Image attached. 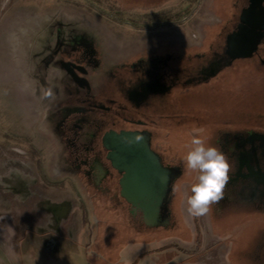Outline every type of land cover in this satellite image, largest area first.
<instances>
[{
  "label": "flooded vegetation",
  "instance_id": "af4514ba",
  "mask_svg": "<svg viewBox=\"0 0 264 264\" xmlns=\"http://www.w3.org/2000/svg\"><path fill=\"white\" fill-rule=\"evenodd\" d=\"M256 1L255 8L264 13V0ZM239 2L234 26L208 54L202 51L212 40L207 36L196 46L198 52L183 44L185 54H175L172 46L165 53L151 47L134 58L113 59L93 31L73 21L49 27L39 39L32 79L35 91L43 93V132L53 141L54 169L70 189L86 195L88 204L124 202L139 234H161L179 226L186 230L177 201L183 210L196 173L185 171L182 157L198 132L229 164L223 196L211 205L216 217L245 210L264 218V37L250 56L233 58L225 52L227 35L238 29L243 9L251 4ZM182 55L195 62L188 69H175ZM253 65L261 69L255 82L248 72ZM228 71L233 92H244L253 82L262 84L260 91L248 95L256 96L257 103L231 107L227 114L216 100L210 106L179 101L189 100L193 90L201 98L207 93L216 98ZM49 89L53 95L46 97ZM138 135L142 139L136 141ZM122 180L127 186L149 189L156 215L151 224L145 222L143 201L131 207L121 196ZM57 206L49 210L59 219L63 211ZM228 240L232 243L233 236L219 244L222 254ZM261 254L264 258V250Z\"/></svg>",
  "mask_w": 264,
  "mask_h": 264
},
{
  "label": "rangeland",
  "instance_id": "374dc122",
  "mask_svg": "<svg viewBox=\"0 0 264 264\" xmlns=\"http://www.w3.org/2000/svg\"><path fill=\"white\" fill-rule=\"evenodd\" d=\"M239 1L0 0V233L11 229L16 236L11 238L17 241L12 259L5 252L6 244L0 246V264H54L50 260L54 250L45 253L37 247L25 248L20 242L29 232V243L43 234L53 240L54 231L64 230L66 222L69 236L82 229L77 242L78 264H126L124 252L135 245L153 250L143 253L139 260L143 264L148 255L157 257L164 251L155 250L160 247L158 242L170 241L175 258L172 261L167 254L164 264L263 262L264 218L257 211H238L218 218L210 206L206 215L192 217L186 214L187 205L182 210L178 199L177 214L180 220L185 219L186 230L179 226L170 232L144 235L136 232L134 219L121 200L88 204L86 195L78 188L70 189L65 184L67 179L55 170L53 141L43 132V93L35 91L32 79L39 39L59 22L73 21L93 31L102 42V49L113 59L134 58L151 47L165 53L172 46L175 54H185L188 50L182 49L183 44L195 46L193 50L198 52L196 46L207 36L212 40L206 42L202 51L208 54L214 50L213 44L216 48L221 45L224 35L234 26ZM23 42L25 49L21 48ZM179 58L173 64L175 69L182 70L177 68L181 66L188 69L195 62L188 55ZM250 70L255 82L261 69L253 65ZM229 76L230 71L223 74L216 98L208 93L201 98L198 90H193L195 93L189 100L179 101H187L191 106H210L216 100L227 114L231 107L258 102L256 96L251 99L248 95L262 89L260 82H253L244 92H233ZM68 203L73 208L71 215L64 221L57 220L49 207L69 206ZM229 235L233 241H226L227 252L222 254L219 244ZM1 242L5 243L2 237Z\"/></svg>",
  "mask_w": 264,
  "mask_h": 264
},
{
  "label": "clouds",
  "instance_id": "9594fccd",
  "mask_svg": "<svg viewBox=\"0 0 264 264\" xmlns=\"http://www.w3.org/2000/svg\"><path fill=\"white\" fill-rule=\"evenodd\" d=\"M44 95L50 97L53 93L49 89ZM135 139L139 141L142 137L138 135ZM182 161L186 172L196 173L195 182L186 199L187 212L192 217L204 216L210 206L223 196V189L229 179V164L225 155L207 143L199 132L191 136L188 151Z\"/></svg>",
  "mask_w": 264,
  "mask_h": 264
},
{
  "label": "crops",
  "instance_id": "0c3cea01",
  "mask_svg": "<svg viewBox=\"0 0 264 264\" xmlns=\"http://www.w3.org/2000/svg\"><path fill=\"white\" fill-rule=\"evenodd\" d=\"M21 48L25 49V43L24 42L21 44ZM54 205H63L64 206L65 212H63V215L66 214V212L69 208L68 213L63 218H61L63 215L60 217L61 219L60 218L58 219L55 217L59 221H64V220L68 219L66 217L67 216L69 217L71 215V211L73 209L70 207L69 203H68L69 206H67L66 204H54ZM127 212H128V209H127ZM53 220H54V218H53ZM59 221L57 223H59ZM84 221L88 222L87 219H85ZM54 222H56V221L54 220ZM66 224H67V222H66ZM60 225L61 224H59V227H60ZM65 225H64V230L59 228V229H56L54 231V233H53V235L55 236L53 239L54 241L48 240V237L43 234L42 236L41 235L38 236L39 239H37V241L32 239L34 243H29V239H30L29 238L30 232H29L28 235L25 234V236L28 237L27 240H26L25 236L23 235V240L20 243L22 246H25V248H28L29 246H33V247H37V249H40V251H42V249H43V250H45V253L54 250V256H53V258L50 259L51 262H53L54 264H78L77 242L79 240V234H81L82 229H80L78 232H75L73 236H69L67 234L68 231H65L66 230ZM85 225H87V223H85ZM12 236L14 238L16 237L15 235H13L11 229L6 228V230L4 232L0 233V237H2V240L5 242V243L1 242L0 246L1 245L4 246V244H6L5 248H4V249H6L5 252L10 256L11 259H12V255L15 251V246L17 245V243L15 245V242H17V241L14 240V238H11ZM158 243H157V246H160L159 247L160 249L158 248L155 250H159V251L164 250L163 251L164 253L161 252L160 254H156L157 257L148 255L145 258V261L143 260L144 261L143 264H160V263L166 262L163 260H166L165 257H167V254H170V259L173 261V259L175 258L173 248L169 247V244H167L168 242L165 244H158ZM143 247H145V246H136L135 245V246L129 247L124 252L125 255H124L123 259L125 260L126 264L127 263H129V264H138L139 263L140 264L141 262H139V260H140V258L142 259L143 253L146 254V253H150L153 251V250L147 251L146 249H143ZM59 249H61V250H59Z\"/></svg>",
  "mask_w": 264,
  "mask_h": 264
},
{
  "label": "water",
  "instance_id": "95a60500",
  "mask_svg": "<svg viewBox=\"0 0 264 264\" xmlns=\"http://www.w3.org/2000/svg\"><path fill=\"white\" fill-rule=\"evenodd\" d=\"M255 1L251 0L249 7L243 9L238 29L227 35L225 52L233 58L250 56L256 51L258 44L264 37V13L255 8L257 5V1ZM121 185V196L131 203V207H136L139 200L144 202L145 222L151 224L152 218L155 219L156 215L153 214L152 197L149 189L127 186L123 180ZM147 199H149V203H146ZM68 211L69 208L66 214Z\"/></svg>",
  "mask_w": 264,
  "mask_h": 264
},
{
  "label": "bare ground",
  "instance_id": "6f19581e",
  "mask_svg": "<svg viewBox=\"0 0 264 264\" xmlns=\"http://www.w3.org/2000/svg\"><path fill=\"white\" fill-rule=\"evenodd\" d=\"M162 204H163V203H162ZM57 207L61 208L62 211L65 212V211H64V210H65L64 206H57Z\"/></svg>",
  "mask_w": 264,
  "mask_h": 264
}]
</instances>
